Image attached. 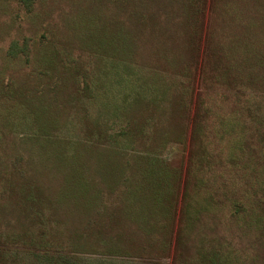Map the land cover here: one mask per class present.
Masks as SVG:
<instances>
[{"label":"rangeland","instance_id":"374dc122","mask_svg":"<svg viewBox=\"0 0 264 264\" xmlns=\"http://www.w3.org/2000/svg\"><path fill=\"white\" fill-rule=\"evenodd\" d=\"M232 58L242 79L261 81L246 95L262 101L253 122L218 82ZM197 59L190 122L183 106H148L150 87L163 86L186 105ZM128 119L144 132L114 144ZM121 146L129 155L114 154L118 175L127 162L137 184L148 154L182 160L185 182L215 177L221 194L231 178L247 180L235 169L264 159V0H0V264H264V235L204 205L203 184L202 213L169 256V228L156 226L154 240L139 231L118 207L123 185L102 175L99 150ZM78 173L92 184L91 205Z\"/></svg>","mask_w":264,"mask_h":264},{"label":"trees","instance_id":"16d2710c","mask_svg":"<svg viewBox=\"0 0 264 264\" xmlns=\"http://www.w3.org/2000/svg\"><path fill=\"white\" fill-rule=\"evenodd\" d=\"M26 1H28V3L31 2V0ZM205 55H207L206 52ZM232 59L235 60L234 63H227L224 65L223 70L219 69L221 77L218 79V82L227 85L230 95L234 97L233 101L235 108L243 107L242 102L240 101H244L246 106H244V109L249 111V118H252L251 120L253 122V120L260 117V111L263 110L262 101L258 98H254V96L246 95L252 93L254 88H251V86L256 87L257 83L261 81L258 80V75L253 72H250L247 80L242 79L240 70L243 61L239 58ZM201 61L200 59L196 60L197 65L194 69L193 78L190 80V83L188 82V85L186 83L187 78L185 77L187 74L183 73L184 80H181V82H183V84L181 83V87L187 85L191 95V98L189 99V102H186V105L185 103L183 104L181 100H177L176 98L171 99L169 96L167 97V88L166 86H163L160 88L154 87L153 89L150 87V90H152V99L147 103L148 106L149 104L154 103L153 108H161V106L164 107L165 104L169 102L173 108L183 109L184 107L188 112L187 119L190 122L192 119L191 113L194 110L193 104L195 103V110L196 107L199 109V104L197 101L194 102L193 96L195 95L196 87H198L199 83L200 85L202 83L203 61ZM200 62L201 66L199 65ZM217 66H215L214 69H216ZM233 69L236 71H233ZM235 72H238V76H235ZM251 80L253 82H251ZM160 94L162 97L158 96ZM154 96H157V98ZM148 121V123L151 122V120ZM189 122L187 127H189ZM235 122L236 124H239L241 121L238 119ZM141 131L144 132V129H138V124H135L134 126L131 119H128V122L126 121V124H124V128L120 129V134L115 135L113 140L115 141L114 144L123 141L122 144L126 146L132 138V135H138ZM125 146H121L122 148L102 149H107L109 152H102V150H99L102 155L101 157L108 158V160H106L107 164L101 166L103 169L102 175L106 176L107 181L110 184H119V186L123 185L121 195H119L120 204H118V207L121 208L125 217H134V221L137 223L139 231L145 233L147 236L150 235V239L154 240L156 238V226H159L162 229L165 227L169 228V232H167L164 239L169 256L176 252V239L180 238L184 234V231L186 233V229L190 226L191 221L195 222L194 219L196 215L202 213V207L207 204L210 199L212 201L209 204L210 207L228 212L231 217L244 222L245 226L247 228L249 227V230L250 227L254 228L256 231L258 228L259 232L264 235V159H261L260 162L259 158L256 160L249 158L241 164L239 168L237 167L235 171L237 170L239 172L240 170L243 176H240L241 174L238 173L239 176L247 178V180L245 182L242 179L238 180L237 176L231 178L232 186L229 183V185H227V187L229 186L228 189L224 188L223 191L225 193L221 194V187L215 185V177H208V180H204L203 177H198L196 181L192 182L189 180L188 182L186 181V183L182 160L180 165L173 164V166H170L168 163L158 160L153 155L151 156V154L144 156L147 158V162L144 165L145 169L143 175H141L140 183H136L137 180L134 177V174H128V171L132 168L127 162H125L123 169L120 170L122 174V177H120L118 175L119 171L117 172L119 166L114 161V154L119 155L120 157H126L129 155L127 147ZM131 155L143 157L136 154ZM262 156L264 158V154H262ZM209 162H211V160ZM240 162H243V160ZM209 165H211V163H209ZM207 167L211 168V166L208 165ZM191 169L192 165L190 167V170ZM73 182L75 189H78L79 195L86 196V194H88L85 197L88 205H91L97 200L94 192L91 190L92 184L79 173L73 179ZM240 182L245 185L240 186ZM207 183H209L211 187H209ZM200 184L206 186V189L201 190L207 193V202L204 203V205L202 204L203 202L198 204L196 197V191L201 192L197 189L199 186L201 187ZM94 187L96 190V185H94ZM183 187H185L184 191ZM239 187H241V189H239ZM189 188L192 189L194 195L191 194ZM157 215H162L164 217L163 220H159ZM101 233L102 232H100L98 236H100ZM102 235L104 234H101V236ZM116 235L119 239H123L121 232ZM100 241H103V239H99V242ZM104 241V245L100 243H98V245L109 248L112 247L113 249L116 247L113 246L111 242ZM4 251L5 250L0 247V256L3 255Z\"/></svg>","mask_w":264,"mask_h":264}]
</instances>
